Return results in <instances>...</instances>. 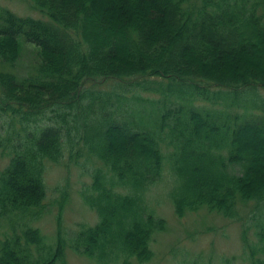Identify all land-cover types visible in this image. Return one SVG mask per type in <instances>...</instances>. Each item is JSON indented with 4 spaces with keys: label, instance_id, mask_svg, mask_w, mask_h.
<instances>
[{
    "label": "trees",
    "instance_id": "trees-1",
    "mask_svg": "<svg viewBox=\"0 0 264 264\" xmlns=\"http://www.w3.org/2000/svg\"><path fill=\"white\" fill-rule=\"evenodd\" d=\"M26 2L34 13L0 5V264H61L66 248L149 259L163 221L145 192L166 165L176 214L243 207L248 262L264 264V0ZM64 156L97 222L58 220L49 243L34 222Z\"/></svg>",
    "mask_w": 264,
    "mask_h": 264
},
{
    "label": "rangeland",
    "instance_id": "rangeland-1",
    "mask_svg": "<svg viewBox=\"0 0 264 264\" xmlns=\"http://www.w3.org/2000/svg\"><path fill=\"white\" fill-rule=\"evenodd\" d=\"M0 5L21 15L34 13L26 0H0ZM25 48L22 61L33 62L36 48L30 44H26ZM19 73L23 74V71ZM261 92L264 96V91ZM7 160V156L0 152V170L5 167ZM257 162H264V155ZM85 178L80 167L69 164L65 156L60 162L48 163L44 174L47 211L40 215L34 225L49 243L54 241L58 220L66 231L75 230L78 225L89 226L97 222L95 211L78 194L80 182ZM173 184V177L166 165L161 180L145 192L149 208L162 219L163 224L154 231L150 239V258L145 261L134 258L131 259V264H249L242 238L245 236L247 240L254 239V227L248 216H245L246 210L243 207L239 209V220L226 218L206 208L178 215L169 198V190ZM64 187L68 196L59 210L57 201ZM5 227L0 222V237ZM61 264L102 263L66 248ZM108 264H122V260Z\"/></svg>",
    "mask_w": 264,
    "mask_h": 264
}]
</instances>
